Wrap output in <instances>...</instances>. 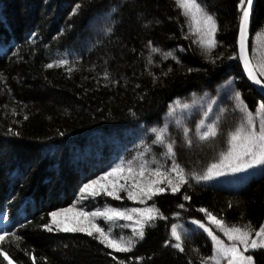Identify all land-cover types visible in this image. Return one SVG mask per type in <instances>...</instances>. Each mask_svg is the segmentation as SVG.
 <instances>
[{
  "label": "trees",
  "instance_id": "16d2710c",
  "mask_svg": "<svg viewBox=\"0 0 264 264\" xmlns=\"http://www.w3.org/2000/svg\"><path fill=\"white\" fill-rule=\"evenodd\" d=\"M200 2L217 19L214 55L220 59L215 65L193 43L196 37L189 34L175 0H0V231L20 237L10 236L0 247L13 264H33L32 256L35 264H140L136 257L143 258L142 264H200L201 257L211 254V241L191 223L204 220L199 208L229 225L250 222L258 228L264 223V171L257 166L207 182L190 179L180 192L158 196L167 219L148 227L129 253L108 249L85 233L42 227L51 219L48 213L70 205L79 187L108 170L119 155L132 159L146 144L159 159L163 148L152 144V127L167 124L177 162L202 173L218 160L225 133L239 117L222 88L225 81L234 82L250 110L262 101L258 90L249 87L239 60L228 59L238 54L239 0ZM148 42L161 51L151 52ZM168 51L181 63L163 59ZM249 55L254 63L264 59V0L255 1ZM60 58L69 65L46 67ZM193 98L198 103L191 110L175 106L168 114L173 101ZM209 103L211 118L219 106L228 109L221 133L210 142L194 139L188 147L181 126L187 123L194 130L201 106ZM184 193L191 199L183 200ZM83 202L87 210L118 203L103 194ZM181 203L184 209L178 207ZM173 223L185 236L184 252L164 244L171 239ZM217 235L227 242L218 230ZM249 254L255 264H264V250ZM0 264H7L2 256Z\"/></svg>",
  "mask_w": 264,
  "mask_h": 264
},
{
  "label": "snow or ice",
  "instance_id": "6c2138e0",
  "mask_svg": "<svg viewBox=\"0 0 264 264\" xmlns=\"http://www.w3.org/2000/svg\"><path fill=\"white\" fill-rule=\"evenodd\" d=\"M175 4L186 18L189 34H194L196 37L193 43L198 44L202 55L209 63L215 65L216 61L220 59V56L214 55L218 44L216 39L218 24L215 15L200 0H175ZM79 7L77 5L73 10L74 13ZM237 7L240 13L236 40L238 54L233 52L228 59L239 60L243 73L247 81L250 82L249 87L257 88L262 101L257 104L254 110H250L242 92L238 90L234 82L225 81L222 88L225 92L230 93L229 99L233 101L232 111L239 113V117L225 133V147L219 152L218 160L208 164L200 174L195 171L189 172L177 162L176 141L171 135H166L168 125L152 127L150 129L154 134L152 144L163 148V151L158 154L159 159L152 147L145 144V151L139 152L132 159H121L119 163L110 166L102 175L83 183L77 193L80 202L89 198L94 199L101 194L118 201L124 198L121 196V193H124L128 201L136 202L140 206L128 208L106 204L102 208L97 207L91 211L76 206L60 208L48 213L51 219L47 224L42 225L44 229L49 232L85 233L108 249L117 253H129L139 241L145 238L148 227L154 226L158 219H167L156 203H148L154 197H158L166 191L173 194L178 193L183 186H190V179L197 183L207 182L219 176H235V174L245 173L257 166L264 171V59L254 63L249 55L250 24L255 10V0H239ZM111 10L116 11L115 8ZM35 35L36 33H32V36ZM148 46L151 47L153 53L161 51L160 48L151 46V42H148ZM162 56L165 60L171 57L177 64L181 63L172 51L164 52ZM148 63L151 64L152 60L150 59ZM68 65L67 59L60 58L47 64L46 67ZM187 71L191 72L192 69L189 68ZM169 72H171L170 68L168 72H162L161 75L166 76ZM149 74L152 75V73ZM104 76L108 78L109 74L105 72ZM153 78L155 80V77ZM205 95L208 94L205 93ZM210 99L212 98L210 97ZM197 103L195 98L190 102H182L177 99L169 105L168 114L171 115L174 112L175 106L191 110ZM227 112L226 107L219 106L215 111V117L211 118L213 104L209 103L206 108L201 106L199 113L201 118L196 122L194 130L187 123L181 126L183 143L191 147L194 139L199 142L215 140L221 133V125ZM210 118L211 123H206ZM14 134L19 135L18 132ZM141 144H144L143 140ZM149 153L152 154L151 159L147 158ZM169 160L171 161L170 165L167 163ZM190 199L191 197L187 193L183 194V200ZM178 207L184 209L185 205L181 203ZM198 211L204 214V220L192 219L191 223L206 233L211 241V254L201 257L200 264H255L254 256L249 253L250 250H264V223H261L258 228H253L250 222L244 225H229L207 208L201 207ZM173 216L179 218L180 212H174ZM100 218L108 224L107 228L97 222ZM205 220L208 223H205ZM117 221H124L122 228H130L131 234L128 236L123 233L115 235L111 225ZM217 230L226 237L227 242L217 235ZM10 236L17 240L20 239L15 233L0 231V243ZM170 237L171 239L165 240L164 244L179 252H184L185 236L180 231V226L175 223L171 225ZM109 255L112 253L110 252ZM0 256L7 261V264H13L12 259L2 247H0ZM35 259V256H32L33 264H35ZM113 259L116 260L117 257L113 256ZM136 260L142 264L143 258L136 257ZM118 264H125V261L119 260Z\"/></svg>",
  "mask_w": 264,
  "mask_h": 264
},
{
  "label": "rangeland",
  "instance_id": "374dc122",
  "mask_svg": "<svg viewBox=\"0 0 264 264\" xmlns=\"http://www.w3.org/2000/svg\"><path fill=\"white\" fill-rule=\"evenodd\" d=\"M137 155H138V154H137ZM137 155H136V156H137ZM121 159H124V158H123V157H120V155H119V157L117 158V160H114V162H113L112 165H114V164H116V163H119ZM127 160H128V159H127ZM101 175H102V174H101ZM99 176H100V175H99ZM121 196L124 197V198L121 199V200H118V203H116V204H114V205H111V206L115 207V206L120 205L121 203H123V204H121L122 207H128V208H131V207H138V206H140V205H139L138 203H136V202L128 201L124 193H121ZM94 199H95V198H94ZM94 199L89 198V199H87L86 201H93ZM122 201H126V202H122ZM148 203H149V204H151V203H156V205L159 206V205L161 204V201H160L157 197H154V199H153L152 201H148ZM105 205H106V204H104V205H102V206H100V205L92 206V208H91L90 210H88V211H91V210H93L94 208H97V207L102 208V207L105 206ZM71 206L84 207V208L87 210V208H86L85 205H84V202H83V201H82V202L78 201L77 195H76V200H75V199L72 200V202H71L70 205H68V206H63V207H59V208H57V209H55V210H59L60 208H66V207H71ZM97 222L100 223L102 227H105V228L108 227V224H107L102 218L98 219ZM124 223H125L124 221H117L115 224L111 225L112 228H113V233H114L115 235H120L121 233H123L125 236H128V235L131 234V229H130V228H122V225H123ZM53 227H55V226H53Z\"/></svg>",
  "mask_w": 264,
  "mask_h": 264
},
{
  "label": "water",
  "instance_id": "95a60500",
  "mask_svg": "<svg viewBox=\"0 0 264 264\" xmlns=\"http://www.w3.org/2000/svg\"><path fill=\"white\" fill-rule=\"evenodd\" d=\"M256 1V0H255ZM250 27H251V24H250ZM255 88V87H254ZM255 89H257V88H255Z\"/></svg>",
  "mask_w": 264,
  "mask_h": 264
}]
</instances>
